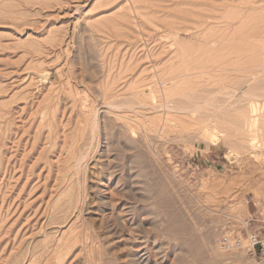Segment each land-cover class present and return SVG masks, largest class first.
<instances>
[{
    "label": "rangeland",
    "instance_id": "1",
    "mask_svg": "<svg viewBox=\"0 0 264 264\" xmlns=\"http://www.w3.org/2000/svg\"><path fill=\"white\" fill-rule=\"evenodd\" d=\"M263 47L264 0H0V264H264V139L231 129Z\"/></svg>",
    "mask_w": 264,
    "mask_h": 264
},
{
    "label": "bare ground",
    "instance_id": "2",
    "mask_svg": "<svg viewBox=\"0 0 264 264\" xmlns=\"http://www.w3.org/2000/svg\"><path fill=\"white\" fill-rule=\"evenodd\" d=\"M200 12V11H199ZM199 12H198V14H199ZM210 12H212V11H210ZM209 12V13H210ZM203 13H204V11H203ZM197 13H196V16L198 15ZM205 14V13H204ZM207 14V13H206ZM214 14V13H213ZM201 15V19L199 18H196V17H194L195 18V20L196 19H198V20H192V24H193V22H194V24H193V26H192V24H190V25H186V27H187V29H188V31L191 29L192 31L193 30H195V31H187V33H190V32H192V34H191V36L192 37H194V38H197L198 39V34H199V32H200V30H201V28H200V24H202L201 22V20H202V18H203V15L202 14H200ZM209 15H211V14H208V16ZM215 15V14H214ZM218 15V14H217ZM217 15H215V16H217ZM188 16V15H187ZM205 16H207V15H205ZM207 16V17H208ZM215 16H213V17H215ZM190 17V16H189ZM197 17H199V15L197 16ZM188 18V17H187ZM211 18V17H210ZM217 18H219V16L217 17ZM183 19H185V17L183 18ZM191 19V18H190ZM192 19H193V17H192ZM205 18L203 19V23L206 21V20H209V19H206L205 21ZM213 19L211 18V21H212ZM214 20H215V18H214ZM185 21V20H184ZM183 21V22H184ZM190 22H191V20H190ZM189 22V23H190ZM210 22V21H209ZM185 23H186V21H185ZM183 24V23H182ZM205 24V23H204ZM212 24V22H210V24H209V26ZM213 25H214V23H213ZM184 27H185V25H183ZM183 26H181L182 28H183ZM202 26H203V24H202ZM186 27H185V31L187 30L186 29ZM206 27V26H205ZM204 27V28H205ZM208 27V26H207ZM206 27V28H207ZM204 28H203V30H204ZM206 31V30H205ZM210 31V30H209ZM186 33V34H187ZM212 33H214V31H212ZM202 34H203V32H202ZM204 34L206 35V32H204ZM208 34H211V32L210 33H208ZM207 34V35H208ZM218 34V33H217ZM190 35V34H189ZM200 35V34H199ZM215 35V34H214ZM187 36V35H186ZM211 36V35H210ZM216 36V35H215ZM214 37V36H213ZM217 37H220V36H218L217 35ZM189 38V37H188ZM203 42H208V40L210 39V42L213 44V46L214 45H216V43H218L221 39H219V41H218V39L216 38V39H212V38H210L209 37V39H208V36H204L203 35ZM215 38V37H214ZM175 39V38H174ZM186 39V38H185ZM229 39V38H228ZM188 40V39H187ZM227 40V39H226ZM202 41V40H201ZM198 42H200V41H198ZM195 43V44H198L197 45V48H198V46L200 45L199 43ZM202 42V43H203ZM201 43V42H200ZM179 45V44H178ZM203 45H204V43H203ZM190 46V45H189ZM194 46H196V45H194ZM202 46V45H201ZM205 46V45H204ZM203 46V48H200L199 50H200V54H202L201 52H203V50L202 49H207V45L204 47ZM209 46V45H208ZM212 46V47H213ZM224 46V45H223ZM227 47V46H226ZM180 48H182V46H181V43H180ZM188 48V47H187ZM194 48H196V47H194ZM193 48V50L192 51H194L195 49ZM196 48V49H197ZM214 48H219L218 46H215ZM235 48V47H234ZM192 49V47L190 48V50ZM204 50V52L205 51H207V50H210V47H209V49H207V50ZM212 49V48H211ZM226 49V48H225ZM233 49V48H232ZM182 50H183V48H182ZM189 50V52H192V51H190ZM199 50H198V52H199ZM224 50V49H223ZM241 50V49H240ZM239 50V51H240ZM263 50H264V47H263ZM197 51V50H196ZM213 51L215 52V51H217V49H213ZM183 52V51H182ZM187 52H188V49H187ZM186 52V53H187ZM195 52V51H194ZM194 52L192 53V54H194ZM204 52H203V54H204ZM208 52V51H207ZM219 52H221V51H219ZM223 52V51H222ZM237 52V51H236ZM209 53V52H208ZM211 53L212 54H215V53H213L212 51H211ZM188 54H190V53H188ZM198 55L197 56H199L200 54L199 53H197ZM200 55V57H198V61L196 60V63L197 62H199V58H201L202 56H205V54H207V53H205L204 55ZM210 54V53H209ZM220 54V53H219ZM219 54H217V55H219ZM195 55V54H194ZM207 56V55H206ZM222 56H223V54H222ZM210 57L212 58V57H214L213 55L211 56L210 55ZM218 57V56H217ZM217 57H215V58H217ZM220 58H221V56H220ZM197 59V58H196ZM209 59V58H208ZM207 59V60H208ZM189 60V59H188ZM187 60V61H188ZM190 60H193V59H190ZM200 60H204V59H200ZM207 60H205V61H207ZM212 60L214 61V59L212 58ZM202 61L200 62V66L198 65V66H196V67H200L201 68V66L203 67V64H202ZM209 61L210 62H205V63H207V65H208V63H209V65L207 66L206 65V67L205 68H203V70L205 71L206 69H207V67H208V69H209V67L211 66V65H214V67H215V64H218V63H214V64H212L211 62V59H209ZM215 61H217V60H215ZM214 61V62H215ZM221 62V59L220 60H218V62ZM224 61V60H223ZM225 62V61H224ZM184 63V65H185V62H183ZM188 63V62H187ZM191 63H193V62H191ZM203 63H204V61H203ZM204 63V64H205ZM198 64V63H197ZM196 64V65H197ZM211 64V65H210ZM224 64V63H223ZM191 65V64H190ZM189 65V66H190ZM194 65V64H193ZM222 65V64H221ZM186 66V65H185ZM195 66V65H194ZM218 66H220L219 64H218ZM191 67V66H190ZM223 67V66H222ZM181 68V67H180ZM194 68V67H193ZM200 68H196L197 70H199ZM212 68V67H211ZM219 68V67H218ZM182 69V72L184 73V75L186 74V72L187 71H189V73L187 72V74H189L190 75V72L193 74V72L192 71H190V68L188 67V65H187V67L185 68V70H183L184 68L182 67L181 68ZM206 70L205 72L207 73V71H209V70ZM213 69V68H212ZM211 69V70H212ZM194 70V72L195 71H197V70H195V69H193ZM203 70L201 69V70H199V71H202L203 72ZM217 70H219V69H217ZM217 70H214V71H217ZM222 70H226V69H222ZM222 70H220V71H222ZM219 71V72H220ZM223 72V71H222ZM191 74V75H192ZM196 74H198V72H196ZM200 74H201V72H200ZM200 74H198V75H200ZM205 74V73H204ZM195 75V74H194ZM217 75V74H216ZM185 76H187V75H185ZM214 77H215V75H213ZM188 77V76H187ZM185 80V84H187L188 82H187V78L186 79H184ZM190 81H192V80H190ZM181 83H183L182 81H181ZM201 84H202V82H200ZM199 83V84H200ZM184 84V85H185ZM188 85V84H187ZM190 85V84H189ZM254 85V84H253ZM198 86V85H197ZM187 87V86H186ZM189 87V86H188ZM196 89V88H195ZM198 89V88H197ZM197 89H196V91H197ZM203 89V88H202ZM188 90H190L191 91V93H193L194 94V90H193V92H192V89H187V91ZM247 90V89H246ZM173 91V90H172ZM171 91V92H172ZM183 91V90H182ZM190 91H188L189 93H190ZM152 92V91H151ZM164 92H165V90H164ZM188 92H186V93H184V94H187ZM196 93V92H195ZM198 93V92H197ZM206 93V92H205ZM203 94V93H202ZM151 95H152V93H151ZM156 95H157V98H158V94L156 93ZM188 96H192V95H190V94H187ZM184 96V95H183ZM198 96V95H197ZM202 96V95H201ZM244 96V95H243ZM151 97V96H150ZM154 97V96H153ZM187 97V96H186ZM190 97L189 98H187V99H189L190 100ZM209 97V96H208ZM207 97V98H208ZM211 97V96H210ZM245 97H246V99H244L245 101V103H246V105H245V107L243 108V106H242V109L240 110V109H238V119L233 123L232 122V124H231V129L233 130V131H235L237 134H240V135H247V137H250V139H249V143H250V145H251V147L253 148V149H257V143H260L261 144V140H259V137H262V139H264L263 137H264V88H262L261 86H254V87H252L251 86V88L249 87V89L245 92ZM244 97V98H245ZM192 98V97H191ZM193 98H194V96H193ZM192 98V99H193ZM197 99H200V98H198V97H196ZM192 99H191V101H192ZM195 99V98H194ZM214 99H215V97H214ZM219 100V99H218ZM188 101V100H187ZM205 101H207V99L205 100ZM209 101V100H208ZM207 101V102H208ZM155 102H157V101H155ZM194 102H196V100L194 101ZM199 104L201 103L200 101H197ZM210 102V101H209ZM111 103H113V102H111ZM188 104H185V105H187L184 109H186L187 111H188V113H191V114H196V113H200V110H202V109H200L201 108V106H203V107H206V106H204V104H201V105H199V104H193V102H187ZM205 103V102H204ZM213 103H214V101H213ZM244 103V104H245ZM215 104V103H214ZM218 104V103H217ZM114 105V104H113ZM206 105V104H205ZM209 105H210V103H209ZM211 106V105H210ZM208 107V106H207ZM212 107H213V105H212ZM220 107H221V105H220ZM220 107H218L219 109H220ZM225 107V106H224ZM210 108V107H209ZM225 108H227V107H225ZM183 109V108H182ZM183 109V111L185 112L186 110H184ZM204 109V108H203ZM223 109V108H222ZM218 110V109H217ZM186 111V112H187ZM213 111V110H212ZM214 111H216V110H214ZM221 111V110H220ZM219 111V112H220ZM225 111V110H224ZM94 113H95V111H94ZM94 113H92V114H94ZM201 113H202V111H201ZM213 113H217V112H211V114H209V117L206 119V121H205V123H201V120L199 121V123H201V124H203V126H201V128H202V130H203V134H204V131H205V133L206 134H209V135H211L212 137H218V136H220L219 134L220 133H224V131L222 130V127L223 126H221V123L219 122V118H221L220 117V115H217V114H213ZM89 114V113H88ZM91 114V115H92ZM96 114V113H95ZM204 114V113H203ZM237 114H236V116H237ZM44 115V114H43ZM193 115H189L190 117H187L188 116V114L186 115L185 114V116H186V118H189L190 119V121L192 122L191 124H195V122H196V120H199L198 118H199V115H202V114H198V118L196 119L195 117H193V119L195 120V122H194V120L193 119H191L192 118V116ZM49 116V115H48ZM83 116H85V114L83 115ZM93 116H95V115H93ZM92 116V117H93ZM117 116V115H116ZM86 117H88V115L86 114V116H85V118ZM96 117L98 118V116L96 115ZM95 117V118H96ZM96 118V119H97ZM126 118V117H125ZM185 118V117H184ZM235 118H237V117H235ZM94 119V118H93ZM93 119H91V121L93 120ZM96 119H94L93 121H92V125H90V130H91V137H90V141H89V143L87 142V144H88V146H89V148L87 149V150H89V149H91L92 151H95L96 150V148L99 146V142H98V134L96 133V126L98 125V119H97V121H96ZM124 119V118H123ZM85 120H87V119H85ZM126 120V119H125ZM128 120V119H127ZM130 120V119H129ZM84 122V121H83ZM186 122H188V120L186 121ZM185 122V123H186ZM194 122V123H193ZM203 122V121H202ZM85 123H86V121H85ZM85 123H84V125L83 126H85ZM128 123V122H127ZM197 123V122H196ZM131 124V123H130ZM77 125V124H76ZM99 125H100V123H99ZM131 125H133V124H131ZM130 125V126H131ZM186 125L188 126V124L186 123ZM198 125V124H197ZM196 124L195 125H193V127L195 126H197ZM190 126V125H189ZM188 126V127H189ZM79 127V126H78ZM132 127V126H131ZM135 127V126H134ZM192 127V128H193ZM198 127H200L199 125H198ZM225 127V126H224ZM79 128H81V127H79ZM83 128V127H82ZM130 128V127H129ZM191 128V127H190ZM200 128V129H201ZM230 129V127H227V129ZM98 129V128H97ZM135 129H136V127H135ZM196 129H197V127H196ZM199 129V128H198ZM85 130V129H84ZM87 130V129H86ZM133 130V129H132ZM193 130H194V128H193ZM134 131V130H133ZM79 132H80V130H79ZM86 132V131H85ZM88 132H89V130H88ZM197 132V131H196ZM81 133V132H80ZM83 133V132H82ZM87 133V132H86ZM99 133H100V131H99ZM84 134V133H83ZM82 134V135H83ZM223 135V134H222ZM81 137V136H80ZM86 137V136H85ZM80 139V138H79ZM78 139V140H79ZM86 139V138H85ZM80 140H82V139H80ZM79 140V142L81 143V141ZM100 140V139H99ZM87 141H88V139H87ZM245 142H247L248 143V140L245 138ZM72 143V142H71ZM72 145H73V143H72ZM72 145H71V149H72ZM80 146H82V145H80ZM87 146V147H88ZM86 147V146H85ZM73 148H77V147H74L73 146ZM73 150V149H72ZM84 150V149H83ZM99 150V149H98ZM85 151H86V149H85ZM84 151V152H85ZM231 151V153H233V150H230ZM83 152V151H82ZM71 153V152H70ZM95 153V152H94ZM73 154V153H72ZM72 154H71V156H72ZM78 154V153H77ZM93 154V153H92ZM96 154V153H95ZM94 154V156H96ZM76 155V154H75ZM75 155H73V156H75ZM80 156H78V155H76L75 157H78V159H75V157H73L75 160H77V161H75V163H73V165L74 164H76L77 162L79 163V161H81L82 159H84L85 157H86V155L89 157L90 155H88V154H86V153H81V154H79ZM87 157V158H88ZM91 158V157H90ZM94 158V157H93ZM97 158V157H96ZM95 158V159H96ZM72 159V158H71ZM73 159V160H74ZM86 161H87V159H86ZM84 162V161H83ZM99 162V161H98ZM86 163V162H85ZM81 163H79L78 164V166L80 165ZM77 166V164H76V166H73V167H75V168H77L78 167ZM81 166V165H80ZM72 167V168H73ZM103 167V166H102ZM81 168V167H80ZM79 168V169H80ZM79 169H77V170H79ZM73 170V169H72ZM71 170V171H72ZM75 171V170H74ZM84 171H85V169H84ZM76 172H78V171H76ZM102 172H103V170H102ZM99 173V172H98ZM73 174H75V173H73ZM80 174H81V171H80ZM103 174V173H102ZM77 176H79L78 174H77ZM80 179V178H79ZM237 205V204H236ZM243 207V206H242ZM235 209H238V210H241L242 208H241V205H237L236 207H234Z\"/></svg>",
    "mask_w": 264,
    "mask_h": 264
},
{
    "label": "built area",
    "instance_id": "3",
    "mask_svg": "<svg viewBox=\"0 0 264 264\" xmlns=\"http://www.w3.org/2000/svg\"><path fill=\"white\" fill-rule=\"evenodd\" d=\"M222 245L225 248H242L243 242L241 239H236L232 242L227 238H223ZM250 246L253 251H256V249L258 248L260 249L261 253L264 254V229L261 233H258L255 236L251 237Z\"/></svg>",
    "mask_w": 264,
    "mask_h": 264
},
{
    "label": "crops",
    "instance_id": "4",
    "mask_svg": "<svg viewBox=\"0 0 264 264\" xmlns=\"http://www.w3.org/2000/svg\"><path fill=\"white\" fill-rule=\"evenodd\" d=\"M256 206L259 207L258 205H256ZM253 209H254V208H253ZM253 209H252L251 212H252L253 214L255 213V215H257L256 217H257L258 220H261V219H262L263 222H264V219H263L262 216H261L262 213H260L259 208H258V210H257L256 212H254ZM250 210H251V207H250ZM257 212H259V214H257Z\"/></svg>",
    "mask_w": 264,
    "mask_h": 264
}]
</instances>
